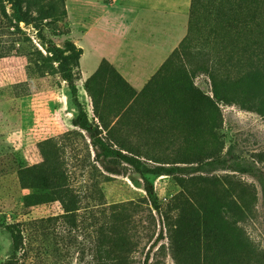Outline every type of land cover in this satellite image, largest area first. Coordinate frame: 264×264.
I'll use <instances>...</instances> for the list:
<instances>
[{
	"label": "rangeland",
	"instance_id": "obj_1",
	"mask_svg": "<svg viewBox=\"0 0 264 264\" xmlns=\"http://www.w3.org/2000/svg\"><path fill=\"white\" fill-rule=\"evenodd\" d=\"M13 1L0 0V264L10 255L2 226L13 222L22 224L27 253L9 264H114L112 241L119 230L127 238L129 264H143L146 255L147 264H196L197 245L207 260L264 257V191L257 176H264V45L242 37L264 40V0H190L186 23L184 14L178 22V43L186 37L176 64L187 71L202 64L211 77L196 72L188 83L172 87L171 98L163 80L170 65L143 93L131 87L135 95L105 72L95 109L83 76L101 45L93 40L94 29L81 37L85 26L78 19L91 16L95 2L108 0H87L90 14L80 13L83 0H20L39 32L22 21L14 27ZM150 19L133 27L144 42ZM65 38L84 48L77 66L69 65L76 98L106 141L150 164L212 159L213 170L152 177L158 213L130 166L105 172L86 134L70 124L76 107L66 83L51 70L49 52ZM49 137L57 142L77 198L73 222H39L62 212L54 199L52 163L36 147Z\"/></svg>",
	"mask_w": 264,
	"mask_h": 264
},
{
	"label": "trees",
	"instance_id": "obj_2",
	"mask_svg": "<svg viewBox=\"0 0 264 264\" xmlns=\"http://www.w3.org/2000/svg\"><path fill=\"white\" fill-rule=\"evenodd\" d=\"M11 5V21L13 22L12 24H14V27L17 28V23L14 22L22 21L26 24H31V26L37 32H39V27L36 23H34V17L29 15L25 11L22 1L14 0ZM61 14H65L64 9L61 10ZM191 23H196V21L191 20L190 24ZM185 37L186 36H184L178 43V45L170 52V54L166 57L160 67L146 81V83L142 86L141 90L138 93H143L144 91H146L145 89H148V87L155 83L157 81V78L160 77L161 72L169 65L173 67V70L172 72L168 73V75L163 78V80L168 87L166 88L165 93H167L171 98H173L174 94L172 87L176 88L181 84L188 83L190 77L194 76L196 72L202 71L211 77L210 73L207 71V68L202 64L190 71H187L183 65L176 64V60L179 55V49L183 46ZM242 37L252 40L254 42V45H264L263 39L257 40L256 38L253 39V37ZM52 51L53 52L49 53L50 57L53 58L52 61L55 62V66H51V70H53L54 73H57L60 78L66 83L70 102H72V104H74V106L76 107V113L71 118L70 124L86 134L89 140V145L93 150L94 160L100 162L105 172L110 174H117L119 172L118 167H121L122 164H126L130 166L136 174H138V177L141 180V188L144 192L145 200L147 201V204L151 210L156 213H158L160 210V205L157 201L151 182L152 177L175 174L184 175L213 170L212 168L214 166V161L212 159L204 160L200 163H197L196 165L187 166H180L176 163L158 161L150 164L141 156L134 155L124 150L123 148L117 147L109 141H106L104 137L101 136L99 127L88 120L85 112L81 108V105L76 98V77L69 65H73L74 67L77 66V60L78 56L81 53V49L79 47H75L73 42L69 38H65L59 47L52 46ZM37 52L40 56H42L40 51ZM257 55L258 51L253 55L250 53L246 57V62H251V56L257 57ZM105 72L113 78L114 84H116L118 87H121L122 89H128L132 94H136V92L114 70V68L110 64H108L106 60L101 59L96 69L85 80L90 87L92 95H94L91 102L94 109L97 108L99 98L102 97L104 92L101 88V81ZM36 147L41 159L50 160L52 163L54 175L57 181V187L54 189V199L59 203L60 209L62 211L57 216H49L43 219L41 218L39 222H48L49 220H55L56 218H62L66 222H73V218L78 209L77 198L71 187L68 185L67 175L63 170L60 160L57 142L53 137H49L38 141L36 143ZM221 163L223 164V162ZM241 170L245 171L246 169ZM257 174L261 189L262 191H264V176L260 172H258ZM2 229L8 234L10 240V255L9 259L6 261V264H9L10 262H21L22 258L27 253V245L25 242V237L23 235L22 224L19 222L6 223L2 226ZM157 237L161 238V231L158 232ZM112 243L117 250V254L113 255V257L111 258L114 260V264H129L126 256L127 238L123 230H119L115 234V238L113 239ZM109 252L110 251H106V256H109L110 258V255H108ZM196 254V264H232L236 262L235 260L233 261L230 258L223 256H213L209 260H207L206 258H204V252L202 251V249L199 250V245H197ZM147 260L148 256L146 255L144 257L143 264H147ZM80 263L85 264L83 262ZM101 264L105 263L101 262Z\"/></svg>",
	"mask_w": 264,
	"mask_h": 264
},
{
	"label": "crops",
	"instance_id": "obj_3",
	"mask_svg": "<svg viewBox=\"0 0 264 264\" xmlns=\"http://www.w3.org/2000/svg\"><path fill=\"white\" fill-rule=\"evenodd\" d=\"M108 0L95 2L92 15L78 19L85 26L81 37L93 29L96 30L93 40L97 39L100 52L92 63L88 76L96 69L99 61L104 59L128 83L138 91L156 72L170 51L180 40V17L184 14L186 23L190 0ZM80 13L90 14L91 3L83 0ZM88 10V11H87ZM151 16L149 39L141 40V31L133 27ZM135 38L134 40L132 38ZM81 49L79 58L83 55ZM79 63V62H78ZM83 76V75H82ZM83 76V77H88ZM264 250V249H263ZM260 253V252H258ZM264 253V251H263ZM232 264H264V257H256Z\"/></svg>",
	"mask_w": 264,
	"mask_h": 264
}]
</instances>
